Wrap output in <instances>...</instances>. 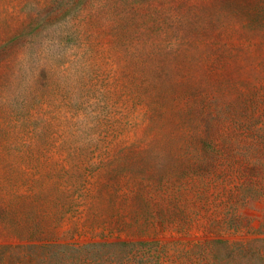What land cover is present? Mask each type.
<instances>
[{
	"label": "rangeland",
	"instance_id": "rangeland-1",
	"mask_svg": "<svg viewBox=\"0 0 264 264\" xmlns=\"http://www.w3.org/2000/svg\"><path fill=\"white\" fill-rule=\"evenodd\" d=\"M0 264H264V0H0Z\"/></svg>",
	"mask_w": 264,
	"mask_h": 264
}]
</instances>
